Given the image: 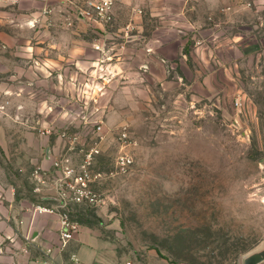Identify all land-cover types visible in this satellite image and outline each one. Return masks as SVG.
<instances>
[{
	"label": "rangeland",
	"instance_id": "rangeland-1",
	"mask_svg": "<svg viewBox=\"0 0 264 264\" xmlns=\"http://www.w3.org/2000/svg\"><path fill=\"white\" fill-rule=\"evenodd\" d=\"M73 33V89L40 86L57 94L58 112L73 100L74 117L42 135L74 164L97 144L104 177L92 184L102 201L72 204L71 219L109 239L124 264H243L264 248V0L119 2L112 23L77 20ZM33 119L14 120L5 161L0 149L10 178L32 191L31 160L14 168L19 132L30 149L52 126ZM120 153L133 158L123 174Z\"/></svg>",
	"mask_w": 264,
	"mask_h": 264
},
{
	"label": "crops",
	"instance_id": "crops-1",
	"mask_svg": "<svg viewBox=\"0 0 264 264\" xmlns=\"http://www.w3.org/2000/svg\"><path fill=\"white\" fill-rule=\"evenodd\" d=\"M63 7L62 0H0V36L5 43L0 50V149L5 155L4 161L13 152L8 138L15 134L14 120L23 123L32 117L45 127H55L54 123L69 122L74 117L73 100L70 103L67 99L66 109L58 112L56 108L61 107L57 94L47 95L40 86L44 79L51 80L52 92L73 89L74 82L70 79L73 71L70 69L77 57L76 42L79 40L73 33L77 21L71 27L62 24L69 14L65 11L61 15L59 11ZM47 8H53V12H45ZM27 28L35 30L27 34ZM17 59L22 65L16 68ZM27 74L42 77L26 80L24 75ZM59 76L64 84L53 80ZM34 95L36 100L33 102ZM31 105L36 113L29 116ZM19 135L21 140L14 153V168L26 170V163L31 160L32 166L35 169L41 167L47 176L40 183V189L35 190L39 184L35 183L32 191L20 180L10 178L0 161V262L124 264L112 242L88 226L79 227L65 249L56 246L60 216L56 211H40L38 206L56 207L60 172L54 162L61 155L72 161V154L57 147L50 135L36 133V145L30 149L25 143L29 132L23 130ZM52 246H56L53 252L47 253V248ZM73 255L77 260L72 258Z\"/></svg>",
	"mask_w": 264,
	"mask_h": 264
},
{
	"label": "built area",
	"instance_id": "built-area-1",
	"mask_svg": "<svg viewBox=\"0 0 264 264\" xmlns=\"http://www.w3.org/2000/svg\"><path fill=\"white\" fill-rule=\"evenodd\" d=\"M133 0H62L63 9L59 12L64 15V12H68L67 19L62 22L66 27H71L77 20H90L96 23L107 25L114 21L115 8L119 2H129ZM47 13H52L53 8H47ZM5 47L0 36V50ZM97 49H101L100 45H97ZM102 126L99 125L98 128ZM58 132L55 127H50L44 130L40 128L41 134ZM63 137H70L66 130L60 133ZM128 137V131L124 127L121 139L126 141ZM75 136L72 140H76ZM101 153V149L95 144L90 149L86 150L85 156L82 162L74 164L68 157H60L54 162V166L59 170L60 175L57 178V204L55 208H48L38 206L40 211L57 212L60 216L59 224V242L56 246L63 250L69 244L73 238L75 232L79 229V223L71 219L70 206L72 204H90L96 205L102 201L99 193L92 188V184L101 180L104 174L101 171H94V165L97 156ZM133 163V158L130 154L120 153L115 159V171L116 173H126L130 169ZM47 173L42 170L41 167H37L34 170L33 175L38 180V186L35 190L40 189V183H43ZM56 246L47 248V253H52ZM1 253V250H0ZM74 260H77L75 255L72 256ZM0 264H2L0 262Z\"/></svg>",
	"mask_w": 264,
	"mask_h": 264
},
{
	"label": "water",
	"instance_id": "water-1",
	"mask_svg": "<svg viewBox=\"0 0 264 264\" xmlns=\"http://www.w3.org/2000/svg\"><path fill=\"white\" fill-rule=\"evenodd\" d=\"M263 261H264V248L246 256L243 260V264H259Z\"/></svg>",
	"mask_w": 264,
	"mask_h": 264
}]
</instances>
